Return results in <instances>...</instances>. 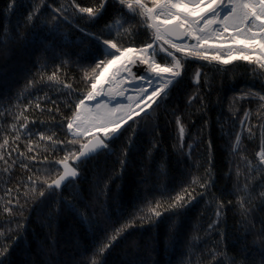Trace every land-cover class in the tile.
Masks as SVG:
<instances>
[{"label":"snow or ice","instance_id":"obj_1","mask_svg":"<svg viewBox=\"0 0 264 264\" xmlns=\"http://www.w3.org/2000/svg\"><path fill=\"white\" fill-rule=\"evenodd\" d=\"M73 35L77 37L74 41L70 38ZM0 37V55L10 59L9 53L18 48L36 55L32 66L39 65L37 73L26 78L24 89L15 94L17 104L24 99L27 89L55 84L67 90L59 93L64 97L62 103L67 111L61 113L55 99L51 100L53 107L47 109L53 123L40 121L37 125L28 119L31 100L18 114L12 113L11 107L0 112L4 116L13 115L16 121L10 129L14 133L12 140L6 136L0 150H8L10 144L22 139V133H27L25 151L13 147L7 157L0 151V161L4 164L0 175L8 174L11 179L17 165L12 152L20 158L19 166L31 173L26 181L18 180L17 187L5 190L9 199L3 211L13 215V209L23 213L26 207H33L38 210V218L43 217L42 227L49 231L44 242L37 246L39 264H107L109 252L131 235L130 229H134L137 222L156 231L143 245L132 240L131 247L138 251L143 247L150 254L157 252L159 229L164 221L168 222L165 250L174 247L178 236L182 235L185 215L198 202L197 195L203 200L214 186L211 141L204 176L181 187L167 200L153 202L150 198L157 190L155 185H150L151 170H146L139 183L148 187L143 196L137 192L131 204L136 210L130 218L120 212L128 203L122 189L118 188L112 195L110 184L119 176L108 178L103 189L105 200L100 201L95 191L100 184L98 157L116 155L113 146L131 129L122 152V156L127 157L142 131L140 121L162 105H174L171 115L183 139L185 113L181 109L192 108L198 102V110L206 114L209 107L198 92L188 93L189 68L198 65L193 83L199 87L206 67L226 75L227 66H237L234 62L246 63L252 84L230 98L229 110L234 109L237 101L256 105L258 124L246 123L248 110L244 111L245 119L240 123L247 128L250 138L259 127L262 146L257 153L259 163L248 166L244 188L236 189L244 196L240 205L243 241L237 248L210 251L208 264H264V0H0ZM49 63L55 67L45 82ZM70 65L80 70L82 90L60 79L61 70ZM8 83L5 68L0 66V88ZM129 91L133 94H128ZM104 97L108 98L107 102ZM42 99L47 102L50 98L45 95ZM3 100L13 105V97L8 93L0 94V101ZM40 101L41 97H37L35 108L43 113L45 109L41 108ZM223 101L221 97L218 103L222 105ZM53 113L60 115L59 121ZM36 127L44 131L34 132ZM203 127H211L208 119L204 120ZM53 129H58L64 138H58ZM36 136L38 139L34 140ZM41 145H50L51 152L42 155ZM44 152H48L47 147ZM59 152L63 155H58ZM119 163L122 173L127 160L120 159ZM89 172L92 180H88ZM159 175L157 173V179ZM81 182L89 183L87 192L81 188ZM168 191L165 186L159 194L164 196ZM109 201H115V212ZM223 209L224 205L217 202L216 220L208 225L207 232L219 230ZM64 212L73 214L82 226L87 225L88 232L83 243L77 240L70 252L61 254L52 230ZM117 213V220H113ZM120 219L124 223L114 227ZM24 227L22 223L17 224V229ZM0 235L8 239L2 229ZM249 236L253 237L251 242ZM220 237L221 240L226 238L224 231H220ZM20 238L14 235L9 242L0 243V264H38L36 259H13ZM221 256L223 259L219 258ZM119 264H149V259L125 258ZM151 264H161V261L151 260Z\"/></svg>","mask_w":264,"mask_h":264},{"label":"trees","instance_id":"obj_2","mask_svg":"<svg viewBox=\"0 0 264 264\" xmlns=\"http://www.w3.org/2000/svg\"><path fill=\"white\" fill-rule=\"evenodd\" d=\"M84 2H87V0H84ZM70 38L74 41L77 37L73 35ZM9 56L10 59H7L0 55V66L5 68L9 79L8 85L0 88V94L8 93L13 97V105L9 106L7 100L0 101V112H4L5 108L11 107V112L18 114L31 100L32 106L27 113L28 119L35 121L37 125L40 121L53 123L47 109L53 107L51 100L55 99L58 101L61 113L67 111L62 103L64 97L59 95L61 91L67 90L63 89L62 85L55 84L52 87L38 86L37 90L27 89L24 91V99L17 104L14 99L15 94L20 89H24L26 78L36 74L39 65L37 67L32 66L36 60V55H30L18 48L9 53ZM234 63L237 66H227L228 72L226 75L210 71L206 67L199 87L193 83L194 71L198 65L194 64L189 68L186 82L191 87L188 88V93L198 92L209 107L206 114H202L198 110V102L192 108L181 109L185 113L183 117L185 128L183 139L180 138L179 128L171 115L174 105H162L156 112L140 121L142 131L135 138L127 157L122 156V152L126 144L125 138L130 135L131 129L125 133V138L118 140L113 146L116 155L102 154L98 157L100 184L99 189L95 191L99 193V199L103 202L105 200L103 189L105 183L108 182V178L119 176L120 178L116 179L115 183H111L110 187L112 195L116 194L118 188L122 189L123 198L128 201L120 209L125 218H130L136 210L131 204L137 192L143 196L145 188L148 187V185L139 183L141 178L145 176L146 170H151L150 185H155L157 190L155 195L150 198L153 199V202L155 200H167L169 195L174 196L181 190V187H187L194 179L204 176L205 169L208 167L206 160L209 154V140L212 143L211 151L214 158L212 167L214 186L210 188L209 194L203 200L197 195L198 202L185 215L181 230L182 235L178 236L174 247L165 250L167 221L162 222L159 229L161 236L157 252L150 254L143 247L139 251L131 247L132 240H137L143 245L147 237L155 234L156 231L147 224L141 226L137 222L135 228L130 229L131 235L118 243L109 252L107 264H119L125 258H134L138 261L147 258L149 264H151V260H160L161 264H208L211 260L210 251L222 252L225 248H237L243 241L244 229L240 225V221L243 219L240 213L243 209L240 205L243 203L244 196L242 192H237L236 189L237 187L244 188L249 164L259 163L257 153L261 150L262 141L259 127L255 129L254 137L250 138L247 128L242 127L240 123L241 120L245 119L244 111L248 110L249 116L246 123L258 124L259 114L255 104L249 105L237 101L234 109L229 110L230 98L233 95H239L241 88H246L252 84L246 63ZM56 64H59V61ZM54 67L55 65L49 63L45 70V82H47V76L52 74ZM59 76L61 81L72 83L74 88L78 90H82L84 87L80 83V70L75 65L65 66ZM37 79H39L38 76ZM29 92H32L31 96L28 95ZM45 95L50 98L47 102L42 99ZM37 97H41V108L45 109L43 113L35 108ZM221 97H224L222 105L218 103ZM53 114L56 116V120L59 121L60 115ZM157 115L159 116L158 119L156 118ZM205 119L210 121V128L203 127ZM13 123H16L13 115H0V144L3 143L6 136L10 141L12 140L14 133L10 129ZM221 127H223V131H221ZM53 130L57 131L58 138H64L58 129ZM33 131L38 133L44 131V129L36 127L33 128ZM21 135L22 139L15 144H10L8 150H0L3 151L6 157L13 147L25 151L27 133ZM237 136H239V139H237ZM33 139L37 140L38 136L33 137ZM45 147L48 148V152H44ZM50 152V145H41L42 155H47ZM11 154L17 159V165L13 169L11 179L9 180L8 174L0 175V229L5 231L8 236V239L5 240L4 236L0 235V243L9 242L14 235L20 236L21 238L13 251V259L17 261L25 258L36 259L39 264L40 257L36 255L37 246L44 242V238L49 231L47 228L42 227L43 217L38 218V210H34L33 207H26L23 213L16 212L13 209V215L3 211L9 199L5 190L17 187L18 180L23 178L26 181L28 175L31 174L26 173L19 166L20 158L17 153L12 152ZM58 155L62 156L63 152H59ZM49 158L54 159L55 157L49 156ZM120 159L127 160V167L123 169L122 173ZM9 164H11V161H9ZM3 168L4 164L0 161V173L3 172ZM157 173H160L158 179ZM87 176L88 180L93 179L91 172L87 173ZM80 186L85 192L90 187L87 182H81ZM165 186L169 191L166 195L161 196L159 192ZM199 191L200 189L197 186V192ZM15 195L16 193L13 192L12 196ZM65 195L67 196V192ZM217 202L224 205L223 214L220 217L221 223L218 231L209 233L207 232L208 225L216 220ZM109 203L112 204L115 212V201H109ZM136 205L138 207L139 203L136 202ZM44 214H47V209L44 210ZM118 215V213L114 215L113 220H117ZM164 215L167 216V213H164ZM18 223L24 224L25 227L17 229ZM122 223H124V220L120 219L114 224V227H119ZM257 228H259V225H257ZM8 229H16V231L7 232ZM52 231L56 238L57 247L63 254L70 252L77 240L81 243L84 242L88 226H82L73 214L64 212L59 224L54 226ZM220 231H224L226 234L224 240H221ZM252 239V236L248 237L249 242ZM125 254H127V257ZM229 255H232L231 251H229ZM219 258L223 259L222 256Z\"/></svg>","mask_w":264,"mask_h":264},{"label":"bare ground","instance_id":"obj_3","mask_svg":"<svg viewBox=\"0 0 264 264\" xmlns=\"http://www.w3.org/2000/svg\"><path fill=\"white\" fill-rule=\"evenodd\" d=\"M128 94H133L131 91H129V93ZM119 99V98H118ZM104 100H105V102H107V100H108V98L107 97H104ZM110 106H112L111 104H110Z\"/></svg>","mask_w":264,"mask_h":264},{"label":"rangeland","instance_id":"obj_4","mask_svg":"<svg viewBox=\"0 0 264 264\" xmlns=\"http://www.w3.org/2000/svg\"><path fill=\"white\" fill-rule=\"evenodd\" d=\"M90 106H94V104L93 105H90Z\"/></svg>","mask_w":264,"mask_h":264}]
</instances>
